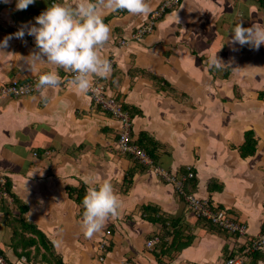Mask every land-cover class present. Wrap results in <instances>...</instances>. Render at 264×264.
Listing matches in <instances>:
<instances>
[{"label":"crops","instance_id":"crops-1","mask_svg":"<svg viewBox=\"0 0 264 264\" xmlns=\"http://www.w3.org/2000/svg\"><path fill=\"white\" fill-rule=\"evenodd\" d=\"M162 1L149 0L152 10ZM49 6L35 0L17 9L16 0H0V40L36 23ZM102 11L111 35L101 54L113 70L91 79L100 78L122 103L131 138L153 151L155 165L178 176L193 171L185 190L245 222L248 233L232 236L194 215L173 183L118 150L119 119L78 91L63 68L42 64L40 72H59L58 86L0 98V179L11 181L26 208L21 213L10 199L0 207V254L22 264H53L52 251L64 264H224L264 230V44L256 49L230 39L239 18L245 27L264 24V0H181L140 40L132 34L150 13ZM37 50L33 35L13 36L0 50V86L39 77L26 66ZM216 55L222 68L210 64ZM248 132L256 141L244 154ZM105 179L119 194V214L88 237L75 196ZM149 207L176 225L153 222L145 215ZM244 264H264V253Z\"/></svg>","mask_w":264,"mask_h":264},{"label":"clouds","instance_id":"clouds-1","mask_svg":"<svg viewBox=\"0 0 264 264\" xmlns=\"http://www.w3.org/2000/svg\"><path fill=\"white\" fill-rule=\"evenodd\" d=\"M5 3L9 0H4ZM35 0H16L17 9H26ZM127 10L130 14L147 15L152 7L149 0H52L50 6L35 17L36 23L25 25L15 33L0 40L3 50L13 37L33 35L38 47L26 60L29 71L40 72L42 64L63 68L73 73L72 80L78 91L88 93L93 89L92 76L108 77L112 62L101 54V49L110 40L111 27L106 22L102 9ZM231 42L259 49L264 44V24L245 27L239 20L232 28ZM214 68L226 63L218 55L210 57ZM61 76L56 70L40 72L37 88L56 87ZM121 200L110 180L105 179L90 187L83 198L85 235L93 236L103 229L108 218L117 216Z\"/></svg>","mask_w":264,"mask_h":264},{"label":"built area","instance_id":"built-area-1","mask_svg":"<svg viewBox=\"0 0 264 264\" xmlns=\"http://www.w3.org/2000/svg\"><path fill=\"white\" fill-rule=\"evenodd\" d=\"M181 0H163L160 5L150 13L148 20L140 25L136 31L132 34V39L140 40L147 33L154 30L156 22L164 16L166 12L177 7ZM52 3V0H49ZM127 43L126 39L121 40V44ZM73 73L67 72V78L72 81ZM39 77H34L30 80L20 81L13 80L11 83L0 86V98L6 97H23L32 95L41 88L36 87V83ZM93 89L89 91L91 99L94 103L100 106L103 110L110 112L115 118L121 121V127L118 132L117 145L118 150L127 155H131L143 165L154 167L155 171L162 176L168 182L175 185L177 191L183 196L191 212L194 213L198 218L204 219L211 223L213 226L225 230L229 235L237 237H246L248 233V226L245 222L236 220L231 214L224 209L218 208L210 203L209 199L201 198L194 193L187 192L185 190V182L194 176V172L182 174L178 176L175 173H171L159 165L154 164L153 157L139 145H137L131 138V127L132 122L129 114L123 108L122 103L114 99L113 96L107 94V88L104 82L100 78L93 79ZM1 183L4 184L5 179L2 177ZM2 195L8 197V192L3 189ZM157 236L149 239L147 245L151 248L157 241ZM106 241H103L100 245L101 249L106 247ZM241 245V249L236 253L235 256H229L225 259L224 264H244L246 257L252 253L264 250V230L258 235L248 237ZM99 260L105 262V256L100 253ZM0 264H22L19 262H10L3 255L0 254ZM23 264H45L40 261H28Z\"/></svg>","mask_w":264,"mask_h":264},{"label":"trees","instance_id":"trees-1","mask_svg":"<svg viewBox=\"0 0 264 264\" xmlns=\"http://www.w3.org/2000/svg\"><path fill=\"white\" fill-rule=\"evenodd\" d=\"M167 13V12H166ZM249 135H250V132H248L247 134H246V137H247V142L244 144V146H243V152H244V154L246 153V151H244L245 149H248V150H251L252 152H253V149H254V144H255V141L256 140H253L252 138H250L249 137ZM138 145H140L141 146V148L143 147L139 142H136ZM251 146V147H250ZM143 149H145V150H147V152L152 156V157H155V155H154V153H153V151H151V150H148V148H143ZM133 175V173L131 172V173H129V176H132ZM129 181V180H128ZM131 181V180H130ZM129 181V182H130ZM3 189H5L7 192H8V197H4L3 195H2V191H3ZM70 191H71V193L74 191V190H72V189H69ZM187 191V190H186ZM0 194H1V196H2V198H1V205H0V207L3 209V207H5V206H8V205H10V201H9V199L11 200V201H13V202H15V203H19V208H21V213H24L25 212V210H26V208H24L23 207V205H22V203H21V201H20V199L18 198V197H16V195L12 192V183H11V181L9 180V179H5V182H4V184H2L1 183V180H0ZM72 194H74V192L72 193ZM86 195V193H84V191H78L77 192V194H76V200L77 201H79L80 203H82L83 204V198H84V196ZM7 209V208H6ZM155 209L154 208H151V207H149V208H145V215H146V217L147 218H149L150 220H152L153 222H159V223H162V224H164V227H167L168 226V224H170V226H175L176 225V220L175 219H172V218H169L168 216H165V215H162V214H158L157 212H156V210L154 211ZM83 212H84V210H83ZM21 222H22V224L24 223L25 225H27V226H29L30 224L29 223H27L25 220H21ZM210 225L211 226H213L211 223H210ZM32 226V225H31ZM214 228H216V229H218V230H221V231H223V229H220V228H218V227H215V226H213ZM33 230L35 231V232H38V234L42 237V242H45V240H44V235L42 234V232H40V231H37V230H35L34 228H33ZM164 231L166 232H164L165 234H168V232L169 231H166V229H164ZM157 238L159 239V240H161V241H163V239H164V235L161 237V236H157ZM35 242V240L34 239H30L29 240V242H28V244L29 245H31L32 243H34ZM45 246H46V248L47 249H51V247H50V245L48 244V243H46L45 242ZM174 246V245H173ZM168 247L169 249H168V251H170V249L172 248V250L174 249V247ZM179 247H180V245H179ZM179 247H175V249H179ZM260 253H264V250H259V251H256V252H254V253H252L251 254V256H253V257H259V255H260ZM236 255V254H235ZM234 254H231L230 256H235ZM250 256V255H249ZM229 257V256H228ZM51 259H52V263L53 264H64L63 263V261L58 257V256H56L55 254H54V252L52 251V257H51Z\"/></svg>","mask_w":264,"mask_h":264}]
</instances>
